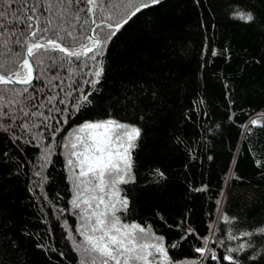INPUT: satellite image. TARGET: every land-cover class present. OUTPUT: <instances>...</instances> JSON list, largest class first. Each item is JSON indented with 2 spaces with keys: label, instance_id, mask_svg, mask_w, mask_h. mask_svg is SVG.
<instances>
[{
  "label": "trees",
  "instance_id": "1",
  "mask_svg": "<svg viewBox=\"0 0 264 264\" xmlns=\"http://www.w3.org/2000/svg\"><path fill=\"white\" fill-rule=\"evenodd\" d=\"M32 5L34 28L47 18L92 47L95 10L101 48L48 67L27 92L0 85V264L86 259L65 145L108 119L142 130L122 223L150 225L170 264H264V0H0L14 29H0L6 76L26 72L29 43L44 42L24 28ZM60 55L41 50L34 65Z\"/></svg>",
  "mask_w": 264,
  "mask_h": 264
},
{
  "label": "snow or ice",
  "instance_id": "2",
  "mask_svg": "<svg viewBox=\"0 0 264 264\" xmlns=\"http://www.w3.org/2000/svg\"><path fill=\"white\" fill-rule=\"evenodd\" d=\"M70 2L71 0H69ZM88 2L89 4H97V0H88ZM158 3H160V0H152V4ZM149 6L148 4L143 5V7ZM34 10L35 5L25 10L24 28L28 30L33 38L36 37L37 32H40L44 42L31 43L27 49L28 56L33 57V63H35V59L40 56L41 50H43V53L58 52L65 54L44 56L40 60V64L37 65L35 79L39 80L48 67L54 68L56 65L62 64L66 58L69 63H71L70 58L72 57L79 61L81 56L87 57V51H93L91 45L83 44L81 38L76 37L71 31L63 29L61 25H57L55 28L50 27L53 22L47 18L45 24L48 26L41 28L37 24L34 28L32 24V21L36 19ZM140 10V7H136L135 12ZM28 12L33 14L28 15ZM135 12L132 15H135ZM237 15L239 19L247 23H252L255 20L251 12L246 14L239 12ZM0 19H4L3 13H0ZM93 22L95 23V21ZM13 23H18V21ZM120 26V24H117L116 29L118 30ZM0 29L14 31L8 23H0ZM49 32L52 33L51 36L48 35ZM23 34L21 32V35ZM112 35H115V32ZM78 43L80 44L79 48L76 47ZM95 46L97 49L101 48L99 43H96ZM84 49H87V51H84ZM96 54H99V52H96ZM91 59H95V55ZM45 61H50L51 63L45 64ZM18 67L19 69L27 68V71L22 73L17 70L11 76L0 75V84L22 82L31 86L33 79L32 64L26 59ZM101 72L102 69L96 72L95 75L99 76ZM95 82L98 81L93 83ZM27 91L28 88L26 87L24 92ZM5 107L6 105L0 102V111ZM252 123L257 124L258 121L253 120ZM86 130L103 131L95 132L90 137L92 144L89 145L85 138L80 135ZM141 131L139 127L121 123L115 119H108L99 123L85 124L73 133L70 147L76 150L78 145L83 146V150L72 151L67 161L69 171L73 177V183L79 188L80 177L92 173V180H89L88 183H92L93 180L97 181L95 190H98L101 194L91 197V199L97 201L96 208L99 209L98 212L94 211L91 214L95 216V222L92 223L91 217H87L89 223L85 227L88 230H81V235L84 237V245H77V248L86 255V259L82 260L81 264H170L163 237H157L152 234L150 225L143 227L135 223L131 225L125 224L116 215L118 211L126 210L128 207L129 201L127 197L120 196L121 189L119 185L135 181V176L132 175V150L137 147L136 142L140 139ZM114 144L119 145L115 150V154L113 151ZM65 147H68V145H65ZM85 165H87V168ZM76 168L80 169L79 174L76 173ZM156 172L160 177H164V173L159 169ZM105 196H109L110 199L105 200ZM84 203H88V201H84ZM72 205L74 208L80 207L79 192L76 193V198L72 200ZM101 205L103 206L102 208ZM171 246L175 247L176 245L173 244ZM197 251L203 253L205 248H199ZM149 257H151V260H149ZM212 258H217L215 253L212 254ZM223 259L228 260L229 264H236L235 258L231 255L224 256Z\"/></svg>",
  "mask_w": 264,
  "mask_h": 264
},
{
  "label": "rangeland",
  "instance_id": "3",
  "mask_svg": "<svg viewBox=\"0 0 264 264\" xmlns=\"http://www.w3.org/2000/svg\"><path fill=\"white\" fill-rule=\"evenodd\" d=\"M85 51V50H84ZM257 121V120H256ZM97 131H103V130H86L84 133H80L81 136H83L86 140V142L91 145L92 144V139L90 138L95 132ZM73 138V136L71 137V139ZM70 139V140H71ZM70 140L68 143V147H67V158L69 159L70 157V153L72 151H76V150H83V146L82 145H78V149L74 150L70 147ZM119 147L118 144H114L113 145V151L115 154V150ZM75 160V158H73ZM85 167L87 168V165H85ZM80 169L76 168V173L79 174ZM72 176V175H71ZM73 179V177H72ZM89 180H92V173H88L85 176L80 177V186L79 188H76V191L79 192L80 194V203H81V210L83 213V219H82V230L87 231L88 229L85 227L89 221L87 220V217H91V222L94 223L95 222V216H92L91 214L94 211H99V209L96 208V200L91 199L92 196H99L101 195L98 190H95V184L98 183L97 181H94L92 183H88ZM121 185V184H120ZM119 185V188H120ZM107 192V189H106ZM121 196V195H120ZM110 199L109 196H105V200ZM84 201H88V203H84ZM89 205H91V207H89ZM103 206L101 205V208ZM119 212V211H118ZM118 212L116 213V215L118 216ZM149 260H151V257H149Z\"/></svg>",
  "mask_w": 264,
  "mask_h": 264
},
{
  "label": "water",
  "instance_id": "4",
  "mask_svg": "<svg viewBox=\"0 0 264 264\" xmlns=\"http://www.w3.org/2000/svg\"><path fill=\"white\" fill-rule=\"evenodd\" d=\"M28 3H30V0H28ZM148 7H141V10L140 11H138V12H135V15H131V17L128 19V20H126L127 22L125 23H123L120 27H119V29L117 30L116 28H113L115 31H119V30H121L124 26H126L134 17H136L142 10H144V9H147ZM93 20L95 21V23H94V25H93V30H92V32H91V39H92V41H94V42H96V43H99V44H101L100 43V40H98V39H95L94 38V30H95V27H96V17H95V10L93 11ZM30 44L31 43H29V46H30ZM85 51H87V50H85ZM95 51H97V48H96V46L93 48V51H87V56L89 55V54H92V53H94ZM84 58H86L85 56H83ZM73 58V57H72ZM29 60V62H30V64H32V75H33V79H32V85L31 86H33L34 84H35V81H36V79H35V76H36V74H37V69H36V67H35V65H34V63H33V57H29L28 56V52H27V55H26V58H25V60ZM27 69V68H26ZM0 75H5V74H3V73H1L0 72ZM6 76V75H5ZM14 79V78H13ZM0 85H5V86H10V87H18V88H28V87H31V86H29V85H26V84H24V83H22V82H16V83H8V84H0Z\"/></svg>",
  "mask_w": 264,
  "mask_h": 264
}]
</instances>
